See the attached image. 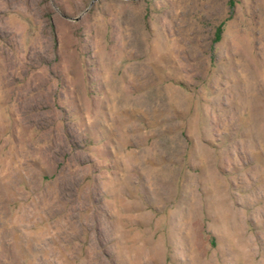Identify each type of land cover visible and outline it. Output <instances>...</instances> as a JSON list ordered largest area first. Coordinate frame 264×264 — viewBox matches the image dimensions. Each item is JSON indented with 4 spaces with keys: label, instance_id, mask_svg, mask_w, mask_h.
Returning <instances> with one entry per match:
<instances>
[{
    "label": "rangeland",
    "instance_id": "374dc122",
    "mask_svg": "<svg viewBox=\"0 0 264 264\" xmlns=\"http://www.w3.org/2000/svg\"><path fill=\"white\" fill-rule=\"evenodd\" d=\"M0 264H264V0H0Z\"/></svg>",
    "mask_w": 264,
    "mask_h": 264
}]
</instances>
